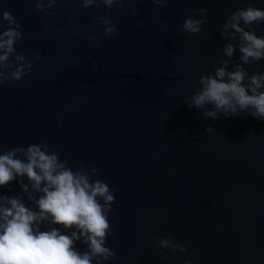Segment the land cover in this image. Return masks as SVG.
<instances>
[{
    "label": "water",
    "instance_id": "obj_1",
    "mask_svg": "<svg viewBox=\"0 0 264 264\" xmlns=\"http://www.w3.org/2000/svg\"><path fill=\"white\" fill-rule=\"evenodd\" d=\"M35 4L0 0V13L22 25L10 62L17 53L33 60L21 80L0 87V152L47 141L68 166L97 168L92 178L116 195L106 239L115 256L102 264H264V119L244 112L213 119L188 104L200 76L225 60L229 71L242 64L249 77L264 73V58L243 63L239 36L223 34L233 12L264 0H137L135 13L126 0L111 8L57 0L51 16ZM200 8L208 9L201 31L186 32L184 19ZM104 16L116 27L111 39ZM6 27L0 21V31ZM244 27L264 35V22ZM228 43L236 45L232 57ZM21 179L30 183L17 177L0 196L35 207ZM162 236L186 251L158 247Z\"/></svg>",
    "mask_w": 264,
    "mask_h": 264
},
{
    "label": "clouds",
    "instance_id": "obj_2",
    "mask_svg": "<svg viewBox=\"0 0 264 264\" xmlns=\"http://www.w3.org/2000/svg\"><path fill=\"white\" fill-rule=\"evenodd\" d=\"M126 2L135 13L137 0ZM102 3L108 8L121 7L125 0H102ZM153 3L162 5L167 0H153ZM56 4L57 0H36L35 7L51 16L53 12L50 10ZM97 4L98 0H80L79 6L87 8ZM198 11L202 15L184 19L182 27L186 32L195 34L201 31L208 9ZM98 19L105 38L116 35V27L109 16ZM0 21L7 24L0 31V87H3L21 80L30 72L33 60L17 53L16 63L10 62L16 43L23 39L22 25L7 9L0 13ZM261 22H264V7L248 5L233 12L223 24L224 35L239 36L240 59L245 64L264 58V35L244 27ZM137 23L142 25V21ZM166 23L163 21L162 26ZM46 27L52 28L53 25L50 23ZM229 29L233 31L229 32ZM89 39L94 37L89 36ZM235 51L233 43L224 48L228 57H232ZM34 59H39V55ZM228 63L225 60L214 72L200 76V88L188 98L189 107L204 108V114L213 119L220 112L225 116L244 112L264 119V73L249 77L242 64L229 71ZM206 105L213 107L206 108ZM72 107L71 102L66 103L64 112H70ZM62 127L58 121L57 128ZM97 171L95 166L91 167V172L82 165L77 168L68 166L67 161L60 159L58 151L50 150L47 141L26 147L17 145L0 152V187L17 180V177L26 176L30 183H24L22 179L18 183L35 206H28L19 195L0 196V264H93L94 258L95 264H102V260L115 256V251L106 246V239L112 228L109 213L116 195L107 182L92 178ZM29 189L40 195L33 196ZM77 241L84 243L87 251L78 250ZM157 245L172 249L178 255L186 251L184 243L169 236L159 237ZM184 264H194V261L186 258Z\"/></svg>",
    "mask_w": 264,
    "mask_h": 264
}]
</instances>
